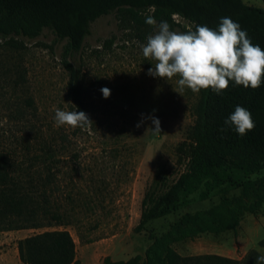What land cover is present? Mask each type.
Returning a JSON list of instances; mask_svg holds the SVG:
<instances>
[{"label": "rangeland", "instance_id": "rangeland-1", "mask_svg": "<svg viewBox=\"0 0 264 264\" xmlns=\"http://www.w3.org/2000/svg\"><path fill=\"white\" fill-rule=\"evenodd\" d=\"M244 1L264 7L263 0ZM156 30L125 12L93 22L82 49L67 57L82 71L90 120L82 127H58L54 122L56 109L75 111L68 93L70 73L64 66L67 41L50 30L35 39H19L17 45L0 39V149L22 160L29 148L32 157L24 165L46 190L45 207L62 213L66 223L59 226L50 218L40 228L0 229V264H24L18 253L20 239L63 228L76 242L79 264H104L106 256H144L150 235L167 232L186 213L207 214L224 197L231 203L256 202L241 187L229 193L217 189L207 198L200 196L202 188L188 195V204L150 221L146 231H135L156 170L164 168L168 183L183 170L176 147L194 123L193 106L199 97L187 88L181 92L178 77L165 80L148 74L156 61L142 55L141 45ZM103 87L110 90L108 98L102 96ZM153 116L160 130H153ZM47 147L53 149V159L33 157ZM240 177L255 181L257 191L264 187V169ZM248 209L236 230L203 233L174 247L182 255L212 253L243 260L252 249L264 255V198L256 212Z\"/></svg>", "mask_w": 264, "mask_h": 264}, {"label": "trees", "instance_id": "trees-1", "mask_svg": "<svg viewBox=\"0 0 264 264\" xmlns=\"http://www.w3.org/2000/svg\"><path fill=\"white\" fill-rule=\"evenodd\" d=\"M113 12L129 13L144 24L145 17L151 15L157 25L162 20L167 21L170 30L176 32L194 31L197 24L215 29L221 17H230L246 31L253 44L264 49V7L247 4L244 0H0V39L17 45L19 39H35L50 30L61 40H66L64 66L70 73L68 93L75 110L86 114L82 71L67 57L82 49L93 22ZM176 17L187 24H182ZM236 105L247 108L255 123L243 137L224 125ZM193 114L194 123L185 140L176 147L177 161L183 170L173 183L167 182L164 168L156 170L145 191L135 231H146L150 221L167 216L179 204H188V195L202 188L200 196L207 198L217 189L229 193L241 187L244 194L254 195L256 202L252 205L231 203L224 197L207 214L186 213L172 223L167 232L150 235L152 242L144 256L136 254L127 260L106 256L104 264H255V257L262 255L255 249L243 260L212 253L182 255L174 245L203 233L218 235L236 230L244 210L250 206L251 211L256 212L264 198L263 186L257 191L255 181L240 177L264 169V82L255 89L230 82L220 95L202 89L193 106ZM40 150L33 157L38 160L54 158L51 147ZM29 153L27 148L24 159L17 160L12 152L0 149L1 230L40 228L50 218L59 226L66 224L62 213L51 212L45 207L46 190L41 189L39 179L34 180L23 162L31 159ZM44 180L47 182L48 179ZM49 224L53 223L49 221ZM260 245L264 246V238ZM18 253L24 264H79L76 242L66 228L20 239Z\"/></svg>", "mask_w": 264, "mask_h": 264}, {"label": "clouds", "instance_id": "clouds-1", "mask_svg": "<svg viewBox=\"0 0 264 264\" xmlns=\"http://www.w3.org/2000/svg\"><path fill=\"white\" fill-rule=\"evenodd\" d=\"M145 23L157 27L155 33L147 37L146 44L141 45L142 55L156 61L148 74L165 80L178 77L181 92L185 88L193 93L210 89L220 95L230 82L252 89L264 82V49L253 44L246 31L230 17H221L215 29L197 24L194 31L186 32L170 30L169 23L164 20L157 25L151 15L145 17ZM100 91L103 98L109 97L107 87ZM151 120L155 125L153 130H160L159 119L153 116ZM89 121L83 111L58 108L54 115L58 127H82ZM224 125L240 137L255 127L251 112L240 105L235 106ZM255 264H264V255H257Z\"/></svg>", "mask_w": 264, "mask_h": 264}, {"label": "crops", "instance_id": "crops-1", "mask_svg": "<svg viewBox=\"0 0 264 264\" xmlns=\"http://www.w3.org/2000/svg\"><path fill=\"white\" fill-rule=\"evenodd\" d=\"M125 260H127V259H125Z\"/></svg>", "mask_w": 264, "mask_h": 264}]
</instances>
